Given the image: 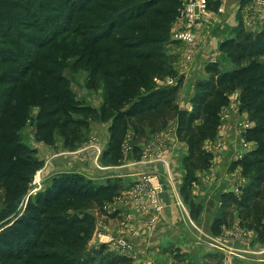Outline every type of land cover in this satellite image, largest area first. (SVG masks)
<instances>
[{
	"label": "trees",
	"instance_id": "1",
	"mask_svg": "<svg viewBox=\"0 0 264 264\" xmlns=\"http://www.w3.org/2000/svg\"><path fill=\"white\" fill-rule=\"evenodd\" d=\"M126 1L0 0V194L4 205L0 264H60L48 251L56 235L66 252L80 259L79 264H132L104 245L87 253L82 236L93 225L87 211H102L120 197L121 180L95 184L63 173L54 176L43 192L27 197L41 163L19 143L17 130L23 126L29 105H38L35 137L45 145L53 144L56 124L73 98L64 74L80 67L89 72V79L103 77L106 85L107 100L100 113L84 110L100 114L102 121L116 113L111 117L107 154L120 157L131 125L134 159L139 160L136 144L177 121L176 136L187 147L181 193L195 220L201 208L188 190L198 182L197 172L211 165L212 154L203 148L204 143L217 135L219 111L228 102L226 93L239 86L241 110L257 122L247 135L256 146L237 161L247 185L239 195H222L220 216L212 222L211 234L219 236L236 211L240 228L256 232L258 242L264 244V27L251 32L239 22L233 36L220 43L219 52L234 68L221 72L218 63H209L210 78L197 84L190 112L176 103L181 81L175 87L147 89L119 112L125 96L114 82L128 64L145 78L163 73L176 76L162 46L169 40L170 26L181 6V0ZM84 120L79 124L85 126ZM68 210L80 214L66 217Z\"/></svg>",
	"mask_w": 264,
	"mask_h": 264
},
{
	"label": "rangeland",
	"instance_id": "2",
	"mask_svg": "<svg viewBox=\"0 0 264 264\" xmlns=\"http://www.w3.org/2000/svg\"><path fill=\"white\" fill-rule=\"evenodd\" d=\"M182 1L183 0H181V4ZM244 1L247 0H243L242 2ZM126 2L129 3L130 1L127 0ZM210 3L212 4L210 6L211 12L217 13L218 10L222 12L219 0H210ZM250 3V9L248 10V8H245L244 10H248L249 13L251 12V10L252 12H254L256 10L253 7L258 6L260 10H258L256 18L251 15L249 23H244L242 20L238 21L242 23L246 30L257 32L264 27V0H253ZM204 18L205 17L199 19L196 22V24L189 31L187 37L183 40H173L171 38L170 31L168 33L169 40L162 46V51L164 53V56L168 58V61L172 60L171 64L169 61L168 66H171L173 68L176 76L164 75L163 73L159 76L155 75L151 76L150 78H145L134 69V65L132 63L128 64L125 70L119 74V76H116L114 84L116 85L117 90L122 91L123 95L125 96V98L121 100L120 105L117 107V111L122 112L127 110L135 102L136 99L144 95L147 89L160 88L165 86L175 87L179 83V81H181L180 91H182L180 95L183 96L185 91L186 96V98H181V101H183L182 103L181 101L179 102L186 108L180 106L177 103V100L176 103L182 110H187L188 112L192 110L191 99L197 92V84L200 82H205L210 78V74L207 72L206 67L211 62L205 61L201 66L197 68L196 71H194L193 75H191V73H189L190 71H186L183 67H189L193 64L194 55L192 53V48L194 46H197L196 32L203 25V23H205ZM238 24L230 30V33L227 36L228 38L233 36ZM211 26L212 24H208L207 28L210 29ZM173 28H175L174 31L182 33L185 32V25L182 23L178 24L176 19L174 22H172L170 30H172ZM223 39L226 40V38ZM177 45L179 47L177 49H173V47H177ZM179 48H182V50ZM73 61L70 60V63H73ZM212 62L218 63L221 72L231 71L234 68L230 61L222 54H219L218 58H216ZM184 63H187V66H183ZM178 66L180 67L177 68ZM68 71L65 72L64 75L69 79L73 98L72 100H69L70 104L67 105L66 109L61 114L59 121L56 124L53 144L49 146L45 145L44 143L39 142L35 137L36 118L40 111V107L38 105H29L28 110L24 114L23 126L17 130L19 143H22L24 146H26L29 152L32 151L33 153H35L34 157L41 163L40 168L36 171L32 178L29 194L27 195V197H34L36 193L43 192L50 186V183L54 176L63 173L79 175V177L81 176L87 180L92 181L95 184H105L108 180H121L123 191L120 197L116 198L111 204H106L105 208L102 211H99L97 209L87 211V213L91 215L93 219V225L92 229L90 228L91 231L90 229L84 231L82 236L87 241L85 247V251H87V253L90 252L93 248H98L104 245L107 246V248L111 252L131 259L132 264H134L135 256L133 255V250L135 247V239L133 238L136 236L137 239L139 237V233L134 227H131V223H129L131 217L129 215H126L127 213H125L123 216L121 211L119 210L121 206H130L132 209H135L137 212H139L141 216H154V220L152 221L153 226H150L151 231L149 232L152 233V229L156 227L154 223L155 221H157V216L161 208L159 203L161 186L156 177H152L151 175H143L142 173L134 175V178H136L134 181L128 180L132 179V177L130 176L131 178H128L126 176V168L131 164L140 166L142 162H148V165H150V162L153 161V158L150 157L152 156V153L155 150H162V146H160V143L157 145H153L154 143L152 144L151 139H157L161 133H164L169 141L173 134H175L176 136L177 121L172 120L164 131L159 132L160 134L154 133L151 134V136L148 135L147 139L141 140L136 144V147L140 149V154L138 153L140 155L139 160L134 159V156H136L137 153H135V147L132 141L133 129L131 125H129L128 127L129 130L126 139L122 143L120 157L114 156L112 154H107L106 152L109 150L110 145L109 127L111 125V117L116 113H112V116L110 118L102 121L99 119L100 114H97L95 116V114H89L88 110H84V108L86 107V109H95L92 112L99 110L98 113H100L99 108H101L104 101L107 100L105 90L106 85L103 82V77H96L95 80L94 77L89 79V72H87L83 67L76 68L72 70V72H70L71 69H68ZM183 87H185V89ZM240 95L241 88L239 86L226 93V99L228 100V102L219 111L220 125L217 128V135L214 139L205 141L203 146L206 151L212 154L211 165H213L212 163L214 160V154L218 153L223 148L222 146L225 140V134H219L218 132L223 123H226L228 125L227 129L229 130V135H233L232 141L229 142V145L231 146L235 143L242 149V154L239 157L236 156L234 160L232 159L228 164V185L230 188L232 185V188L224 191L223 193H220L218 197V208L215 211L212 222L220 216L219 209L221 206L222 195L227 193H234L236 195H239L241 192L240 189L247 185L248 178L247 176H244L241 167L236 166V163L245 155L252 152L256 146L255 142L247 140V138H249V136L247 135L252 129L257 126V122L253 118L254 116L252 114L248 113L246 110H241L239 103ZM85 114L86 116H84ZM82 119H85V126L79 124ZM178 143H182L185 145V143L183 142L178 141ZM143 144L146 145L145 147H149L145 149L143 148ZM211 165L208 169L197 172L198 182L196 184H193L192 188H189L188 196L190 194V197H192L193 199L195 198L192 191L193 187H198L199 185L198 174L205 171L206 173L209 172L211 170ZM80 166L83 169H85V167L87 168V175L78 169V167ZM213 177L214 175L207 177L206 181L209 182ZM153 179H155L156 182ZM167 179L171 182L169 176H167ZM183 180L181 186L177 188L179 194L178 196L181 199L182 203H176L180 208L185 204L187 206L186 209H189L188 213L191 218L189 203L185 201L186 197L183 193H181ZM126 181H129L128 185H126ZM153 187H157V189H154ZM152 188L154 191L151 190ZM152 191L155 196H153L154 198H152V200L158 203V208H155L156 203L151 202L153 205L152 206L146 199L147 195L150 196L152 194ZM196 201L197 200L194 199V203L199 204V202ZM3 208L4 205L2 201V195L0 194V212ZM21 208L22 205L20 207V210ZM200 208L201 214L203 209L202 204H200ZM75 214H80V211L77 212L74 210H68V212L65 213V216L72 217ZM233 215V220L229 221L228 225H225L222 228L221 234L219 236H214L217 241L219 240L221 242H224V232H227V230L231 229L234 225H236L237 229H235L236 232H231V237L244 240L243 233H245V230H242L239 226L237 212L235 211ZM199 216L196 220L199 219ZM191 221L195 222V219L191 218ZM249 233H253L257 236L256 232L254 231H251ZM249 233L246 230L247 236H245V240L249 245H252ZM255 241L264 246V244L258 242L257 237H255ZM53 245L54 247L48 251L51 254L57 256L56 263H80V259L77 258L76 255H72L66 252L58 235L55 236ZM169 252L174 257L175 261L178 260V257H186L185 254H180L179 248L176 247L171 248Z\"/></svg>",
	"mask_w": 264,
	"mask_h": 264
},
{
	"label": "crops",
	"instance_id": "3",
	"mask_svg": "<svg viewBox=\"0 0 264 264\" xmlns=\"http://www.w3.org/2000/svg\"><path fill=\"white\" fill-rule=\"evenodd\" d=\"M242 1L219 0L222 12L218 10L217 13H214L209 8L210 13L204 18L205 23L196 32L197 46L192 48L193 64L189 67L187 63L183 64V66H187L183 68L188 72L190 71L191 75L205 61L212 62L218 58V55L221 54L218 51L220 43L224 40L223 38H228L230 30L238 24V20L249 23L251 15L256 18L260 8L254 6L253 8L256 11L252 12L251 10L249 13L250 2L253 0ZM245 8H248V10H244ZM208 24H212L210 29L207 28ZM178 47L177 45L173 49ZM179 49L182 50V48ZM183 88L185 89V87ZM181 92L179 91L177 95V103L184 107L181 104L183 102L181 98H186L185 91L183 96L180 95ZM227 127L228 125L223 123L218 132L219 134H225V140L223 148L214 154L211 170L209 169L210 171L207 173L206 171L199 173V185L193 187L194 199L203 205L199 219L195 222L191 221L188 213L189 209H186L187 206L184 204L183 209L177 206L176 203H182L177 188L181 186L185 176L182 159L187 155V148L184 144L178 143L175 134L172 135L169 141L164 133H158L160 135L157 139H151L153 145L160 143L162 150H155L153 153L151 151L152 156L150 157L153 158V161L150 162V165H148V162H142L140 166L131 164L126 168V176L128 178L132 177L128 180L134 181L136 179L134 175L142 173L143 175L156 177L161 186L159 195L161 208L157 221H155L157 223H154L156 227L152 229V233L149 232L151 231L150 226H153L154 216H141L139 212L130 206H121L119 210L123 216L127 213L126 215L131 217L129 223L139 233L137 239L136 236L133 238L135 239L134 264H264V246L255 241L257 236L249 233L251 231H248V233L252 245H249L245 240L246 231L243 233L244 240L231 237V232L234 233L237 229L236 225L224 232V242L217 241L210 232L211 223L218 208V197L221 192L223 193L232 188V185L231 188L228 185V164L236 156L239 157L242 154L241 147L235 143L229 145L233 135H229ZM145 146L143 144L145 149L149 147ZM78 169L86 174V167L83 169L80 166ZM212 175L214 177L209 182L206 181L207 177ZM167 176L170 177L171 182L168 181ZM153 180L156 182L155 179ZM128 182L126 181V185H128ZM174 247L179 248L180 254H185L186 257H178V260L175 261L169 252Z\"/></svg>",
	"mask_w": 264,
	"mask_h": 264
},
{
	"label": "built area",
	"instance_id": "4",
	"mask_svg": "<svg viewBox=\"0 0 264 264\" xmlns=\"http://www.w3.org/2000/svg\"><path fill=\"white\" fill-rule=\"evenodd\" d=\"M208 14V0H183L178 10L176 21L178 24L182 23L185 25V32L182 33L174 31L175 28H173L172 30H170L171 38L177 41L185 39L196 22L199 19L206 17ZM153 188L151 190H153ZM154 189H157V187H155ZM153 191L150 196L147 195L146 199L147 201H149L150 205H152V203H156L155 208H158V203L152 200V198L155 197Z\"/></svg>",
	"mask_w": 264,
	"mask_h": 264
}]
</instances>
